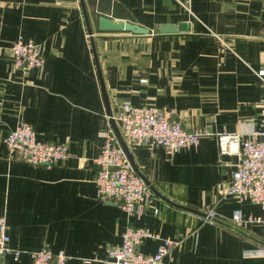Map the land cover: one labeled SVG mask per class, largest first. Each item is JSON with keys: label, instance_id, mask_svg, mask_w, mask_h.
Returning a JSON list of instances; mask_svg holds the SVG:
<instances>
[{"label": "crops", "instance_id": "crops-1", "mask_svg": "<svg viewBox=\"0 0 264 264\" xmlns=\"http://www.w3.org/2000/svg\"><path fill=\"white\" fill-rule=\"evenodd\" d=\"M0 0V214L8 245L29 251H62L65 264H107L127 224L175 244L162 264H264V225L235 226L243 216L262 215L258 205L221 197L241 159L238 143L219 154L215 135L259 129L264 69V0ZM136 24L147 35L100 30L98 18ZM187 22L185 33L158 34V26ZM21 36L44 54L39 68L11 66L9 46ZM91 39V40H90ZM93 49L91 48V43ZM99 75L113 115L119 103L173 109L185 131L203 129L194 148L166 155L159 146L130 148L133 171L147 184L151 208L127 217L95 198V167L103 141L105 111ZM18 120L40 141L67 146L52 165H29L9 157L2 137ZM116 125V124H115ZM212 207L213 222L201 219ZM159 241L137 250L153 254Z\"/></svg>", "mask_w": 264, "mask_h": 264}, {"label": "built area", "instance_id": "built-area-1", "mask_svg": "<svg viewBox=\"0 0 264 264\" xmlns=\"http://www.w3.org/2000/svg\"><path fill=\"white\" fill-rule=\"evenodd\" d=\"M11 66L14 68H39L44 54L38 44L23 41L17 36L9 48ZM263 82L260 102L259 129L241 137L238 133L219 132L215 135L219 154H228L232 144L241 148V159L230 173L227 184L222 188L221 197H232L238 203L248 201L259 206L262 215L243 216L238 207L234 208L229 221L235 226L248 224L264 225V69L257 72ZM173 109L153 105L132 106L128 102L119 103L111 118L128 149L135 147H161L166 155L181 149L194 148L203 129L185 131L179 122L173 121ZM9 157L29 165H52L64 161L68 156L67 146L54 141H40L30 124L18 120L15 126L2 137ZM95 167V198L101 202L116 204L127 217L139 219L149 208L152 200L150 190L143 178L131 168L119 146L115 134L105 120L103 141L99 154L92 159ZM151 214L157 215L156 207ZM202 220L213 222L215 212L206 207ZM118 245L107 248V264H162V258L175 243L160 238L140 226L127 224L120 234ZM146 238L159 241L153 254L146 255L137 246ZM21 250L8 245L5 217L0 214V257L10 255L17 260ZM30 264H65L66 256L62 251L51 252L46 246L28 252Z\"/></svg>", "mask_w": 264, "mask_h": 264}, {"label": "water", "instance_id": "water-1", "mask_svg": "<svg viewBox=\"0 0 264 264\" xmlns=\"http://www.w3.org/2000/svg\"><path fill=\"white\" fill-rule=\"evenodd\" d=\"M79 1H80V8H81L83 20H84V23L86 26V30H87V33L90 35V27H89L87 15L85 12V8H84L82 0H79ZM97 21H98V29H100V30H119V31L124 30V31L130 32L133 35H139V36H145V35L149 34L148 30L146 28H143L141 26H138L136 24H132L129 22L114 21V20H111V19H108L105 17H99ZM188 30H189V24L187 22H178L175 25L162 24V25L158 26L157 33L158 34H173V33H178V32L185 33ZM90 43H91V48L93 49L92 42H90ZM94 59H95V56H94ZM95 64H96V68H97V72H98V76H99L101 95L103 98L105 111H106L107 115L109 116V124H110V126H111V128L115 134V137L117 139L119 146L121 147L123 153L125 154L128 162H129V164L134 169L133 163H132V158H131V155L129 153V150L126 147L122 137L120 136L119 131H118L113 119L111 118L110 110L108 108V94L106 93L104 86L102 84V81H101V78L99 75V70L97 67L96 59H95Z\"/></svg>", "mask_w": 264, "mask_h": 264}, {"label": "bare ground", "instance_id": "bare-ground-1", "mask_svg": "<svg viewBox=\"0 0 264 264\" xmlns=\"http://www.w3.org/2000/svg\"><path fill=\"white\" fill-rule=\"evenodd\" d=\"M115 123V122H114ZM117 127V126H116ZM118 129V128H117ZM129 150V149H128ZM131 166V165H130ZM132 168V167H131Z\"/></svg>", "mask_w": 264, "mask_h": 264}]
</instances>
